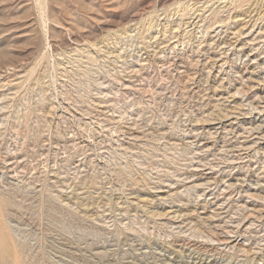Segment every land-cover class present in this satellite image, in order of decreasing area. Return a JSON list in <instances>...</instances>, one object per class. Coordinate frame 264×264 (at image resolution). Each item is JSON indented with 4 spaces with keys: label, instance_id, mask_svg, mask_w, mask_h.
<instances>
[{
    "label": "rangeland",
    "instance_id": "rangeland-1",
    "mask_svg": "<svg viewBox=\"0 0 264 264\" xmlns=\"http://www.w3.org/2000/svg\"><path fill=\"white\" fill-rule=\"evenodd\" d=\"M0 264H264V0H0Z\"/></svg>",
    "mask_w": 264,
    "mask_h": 264
},
{
    "label": "bare ground",
    "instance_id": "bare-ground-1",
    "mask_svg": "<svg viewBox=\"0 0 264 264\" xmlns=\"http://www.w3.org/2000/svg\"><path fill=\"white\" fill-rule=\"evenodd\" d=\"M41 4H42V3H41ZM42 5H43V4H42ZM42 5H41V6H42ZM43 12H44V11H43Z\"/></svg>",
    "mask_w": 264,
    "mask_h": 264
}]
</instances>
